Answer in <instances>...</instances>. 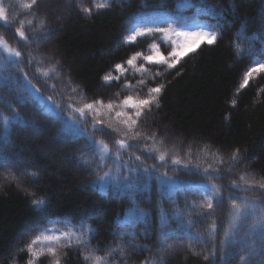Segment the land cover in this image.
Here are the masks:
<instances>
[{
  "label": "trees",
  "instance_id": "trees-1",
  "mask_svg": "<svg viewBox=\"0 0 264 264\" xmlns=\"http://www.w3.org/2000/svg\"><path fill=\"white\" fill-rule=\"evenodd\" d=\"M69 1L73 16L66 23H57L56 26L49 10L61 0H41L39 8L33 10L23 7L29 0H3L5 8L10 6L11 23L6 25L0 21V97L7 102H0V113L11 117L13 113L8 107V104H11L26 118V122L10 123L8 141H0L3 143L0 155L9 157L14 163L18 162L20 157H31L35 162L15 164L16 167L12 171L17 176L16 180L11 179L8 170L0 169V264H26L31 257L20 249L25 248L45 228L68 231L70 226L78 225L85 219V213L88 217L86 223L96 229L90 244L100 250L98 254L103 255L115 245L126 242L118 239L120 230L117 228V221L123 218V214L131 205L125 197H118L111 191L105 196L99 192L98 187H91V182L96 176L91 173L90 168L80 164L82 155H91L87 150V140L81 138L76 143H66V139L73 135L74 129L69 127L61 132L64 120L69 116L74 117L89 131L91 125L65 105L80 108L87 103L103 100L105 107L99 108V116L96 118L103 119L105 124L116 126L114 112L110 114L106 108L109 102L120 104L129 95L142 98L148 88L164 83L166 87L160 97V107H153L150 113H145L139 124L138 130L141 133H156L157 138L164 141L160 146L162 150L175 152L184 160L188 159L185 152L190 147L196 154L193 162L199 163L201 168L209 163L213 167L217 166V161L212 156L214 153L223 157V168L227 169L232 163L230 157L233 147L247 149L244 161L231 172H225V184L243 172L255 173L256 179L264 175V73H254L248 85L242 86L244 73L254 66L253 61H264V0H128L123 4L115 3L111 10H101L98 14L94 10L90 17L81 13L78 6L92 7L93 0ZM177 3L193 4L195 7L177 8ZM204 3L219 4L217 11L224 10L228 21L223 38L218 39L215 45H201L195 52L185 56L176 69L166 70L162 66L145 64L149 69L147 73H134L129 69L119 82L107 84L102 80L109 72L115 75V64L123 63L134 52L151 54L150 46L153 43L159 44L160 51L165 55L171 50L167 42H161L159 34L156 37L138 38L135 45L122 43V38L132 27V23H136L134 17L183 15L189 18L190 22L195 19L197 23L215 24L216 19L213 16L208 12L199 11L200 5ZM144 4L147 7H143ZM234 10L238 14L239 22L232 27L236 20L232 15ZM29 11H35V16L29 17ZM28 19H32L31 25L28 24ZM130 19L132 23H128ZM245 19L247 27L241 35V24L245 23ZM18 20H24V30L30 38L40 33V20L45 21V30L53 29L59 35L56 40L51 39L39 46L25 45L15 32V28L20 26ZM246 37L255 39L249 43ZM236 43L241 46L240 53L233 47ZM5 44L14 50H20L25 60L29 53L37 56L45 54V63L49 57L59 60L62 66L60 78L48 81L49 84L55 85V91L44 87L43 80L33 78V69L25 64H13L6 59ZM140 63L144 62L138 60L137 64ZM20 68L29 73L28 78L45 97L52 96L57 101L62 118H57L45 110L47 101L40 104L30 98L25 104L19 103V98L29 96V93L15 85L11 88L4 86V77H9L19 84ZM157 71L163 75L153 80L152 77ZM141 79L145 81L144 86L138 83ZM126 82L131 84V88L124 87ZM73 88L76 90L73 91ZM233 101L236 102L235 105ZM119 110L121 109H116ZM84 115L88 120L92 119V115L87 111ZM30 130L33 134L44 131V140H52L57 144L52 159L40 149L45 142L43 139H25ZM3 132L4 124L0 119V134ZM95 135L98 139L106 140L113 152L116 150L112 137H104L101 133ZM23 144L29 151L19 148L23 147ZM205 145L209 146L208 154L203 150ZM130 151L141 155L135 148ZM62 157L70 159L69 164L73 170H62ZM154 162L146 161L149 165ZM23 167H27L29 171L38 169L40 178L34 179L26 175L21 177ZM92 167H95L94 163ZM169 175L177 174L169 172ZM179 175L183 180L201 179L195 175ZM32 193L50 199V215L41 216L33 211L29 203ZM237 194L264 200V196L258 192ZM152 197L153 203L141 201L139 206L153 212V227L148 229L150 234L147 238L139 236L140 232L145 231L143 222H139L138 238L134 241L138 245H148L151 251L129 247L126 249L127 258L113 253L109 258L111 264H142L144 260L160 255L165 257L167 264H205L201 258L191 255L185 248L166 253L157 251L160 229L159 213L154 208L158 198L155 187ZM193 199L199 198L191 193L180 195L179 206L183 207L185 200ZM163 207L168 210L173 205L165 201ZM227 211L226 202L216 210L217 217L224 216L226 219ZM210 222L199 223L192 231L204 233ZM172 227L175 228L176 224L173 223ZM46 244V241L41 240L34 247L39 252ZM205 244L210 246L208 241H205ZM193 247L197 251L201 250L196 242H193ZM204 250L206 251L207 247ZM57 255L61 258V264H84L82 255L75 246L71 249L58 248ZM52 259L45 253L35 260V264H51ZM261 259L257 256L256 264H260ZM232 264H238V261L234 259Z\"/></svg>",
  "mask_w": 264,
  "mask_h": 264
},
{
  "label": "snow or ice",
  "instance_id": "snow-or-ice-1",
  "mask_svg": "<svg viewBox=\"0 0 264 264\" xmlns=\"http://www.w3.org/2000/svg\"><path fill=\"white\" fill-rule=\"evenodd\" d=\"M41 0H29L23 7L28 10L38 9ZM127 3L128 0H93L92 7L78 6L79 11L86 16H92L101 10H111L115 3ZM147 7L146 4L142 5ZM177 8L195 7L193 4L177 3ZM220 5L204 3L200 5L199 11L208 12L216 19L215 24L197 23L195 19L191 22L189 18L183 15L176 16H150L137 15L134 17L136 23H132V19L128 23H132V27L128 29L127 34L123 36L122 43L135 45L138 38L161 37V42H167L170 51L167 55L160 51L159 44L153 43L150 46L149 55L143 52H134L123 63H117L112 72L105 74L102 80L111 84L113 81L119 82L122 77L132 69L134 73H147L149 69L145 64L162 66L166 70L176 69L181 60L195 52L201 45L213 46L218 39H222L224 31L227 30L228 21L224 10L217 11ZM10 6L5 8L3 0H0V21L4 24H10L9 20ZM35 11H29L28 16L34 17ZM232 15L236 17L235 22H239L238 15L234 10ZM56 19H60L57 17ZM20 25L15 28L16 34L25 45L35 44L39 46L54 38L56 31L46 29L44 20L39 21L40 33L32 35L31 38L26 34L24 20H18ZM28 24H32V19H28ZM247 27V22L241 24L240 34L243 35ZM175 37V39H173ZM255 37H246L251 43ZM264 43V41H262ZM237 53L242 51L239 43L233 45ZM7 57L11 63L16 65L25 64L33 69V78L44 81V87L55 91V85L49 84V80L59 79L61 76V64L59 60L47 58L45 63V54L39 56L28 54L27 60L23 57L20 50L12 49L5 44ZM138 60L144 63L137 64ZM254 66L250 67L244 73L243 85L247 86L249 79L254 73H264V61H253ZM163 73L157 71L152 79L162 76ZM29 73L23 68L19 70V84L4 77L5 87L11 88L14 85L20 90L28 92L29 96H21L19 103L25 104L30 98L35 99L40 104L48 102L46 111L52 113L57 118H62L59 111L60 105L52 96L45 97L39 88L28 78ZM144 86L145 81H138ZM124 87L131 88L130 83H125ZM166 85L164 83L157 84L148 88L147 93L141 98L139 96H126L120 104L109 102L106 105L108 112H114L117 121L116 126L111 123L105 124L103 119L96 118L99 116V108L105 107L103 100L87 103L83 107L73 108L72 105H65L72 112L77 113L81 118H85L86 122L91 125V131L84 125L80 124L74 117L69 116L64 120L61 132L71 127L74 129L73 135L66 139V143H76L81 138L87 140V150L91 153L88 156L80 157V164L91 169V173L96 179L91 182L92 188H99L102 195H107L110 191L118 197L127 198L131 207L123 214L122 219H118L117 228L120 230L118 239L126 241L120 243L105 251L103 255L98 254L100 250L91 247L90 239L96 229L86 223L82 219L78 225L70 226L68 231H60L59 229H48L32 239L21 251L30 255V259L26 264H35V260L45 253L53 259L51 264H61V258L57 255L58 248L71 249L74 246L82 255L84 264H111L110 257L113 253H118L120 257L127 258L126 249L131 247L151 251L148 245H138L134 241L138 238V223L143 222L145 231L140 232L139 236L147 238L149 236L148 229L153 227V212L148 209L141 208L140 202L145 201L153 203L152 190L158 194V198L154 203L155 211L159 213V229L158 236L159 253L175 251L178 248L187 249L191 255L201 258L205 264H232L235 259L238 264H256L255 258L261 257L260 264H264V200L256 199L247 195H238L241 192H258L264 196V175L256 179L255 173L243 172L236 179L229 180L226 184L225 172L231 170L242 163L246 158L247 149L234 146L231 152V164L227 169L223 168L224 159L222 156L212 154L217 161V166L212 164L201 168L199 163L193 162L196 155L189 147L185 155L188 157L184 160L175 152L162 150L161 145L164 144L162 139H158L156 133L144 134L139 129L140 121L144 118L145 113H150L155 107H160V97L164 92ZM76 89L73 88V91ZM0 102L3 97H0ZM233 101V105H235ZM13 115L11 117L0 113V119L4 124V132L0 134V141L7 142L9 139V125L11 122L25 123L26 118L20 112L8 104ZM121 109L116 111V109ZM92 115V119L85 117V112ZM71 121V123H69ZM34 126V125H33ZM95 133H101L104 137H112V144L116 150L113 152L109 143L104 139H98ZM118 137V138H117ZM132 141L142 142L133 143ZM3 143H0V149ZM137 149L141 155H136L131 149ZM206 154L209 152V146L205 145ZM83 151V150H82ZM125 157L127 159H125ZM147 160L155 161L151 165L146 163ZM95 167H92V164ZM15 163L7 156L0 155V169L8 170V175L12 180H16L17 176L12 171ZM163 169V171H161ZM169 172L177 175H169ZM187 176H199L198 181L183 180L179 174ZM22 175L40 178V171H29L27 168L21 170ZM216 181H219L217 183ZM227 190V195L225 192ZM191 193L199 199L185 200L184 206H179V196ZM173 205L171 209L166 210L163 207L164 202ZM228 204L227 217H217L216 210ZM29 203L33 211L37 215H50L51 201L47 197H39L35 193L31 194ZM211 221L207 224L204 233L193 232L192 229L199 223ZM175 223L176 227H172ZM41 240L47 244L44 249L36 251L35 245ZM210 242V246L205 244ZM186 242V243H185ZM193 242L200 246V251L193 247ZM207 247V250L204 249ZM219 249V253H218ZM228 250V251H225ZM142 264H167L163 255L148 258Z\"/></svg>",
  "mask_w": 264,
  "mask_h": 264
},
{
  "label": "rangeland",
  "instance_id": "rangeland-1",
  "mask_svg": "<svg viewBox=\"0 0 264 264\" xmlns=\"http://www.w3.org/2000/svg\"><path fill=\"white\" fill-rule=\"evenodd\" d=\"M48 7H50L51 5H47ZM49 14L52 16L53 18V22H55L54 24L57 26L58 24L57 23H66V21L72 17L73 15L71 14V3L69 0H61V2L57 3L54 7H51V9L49 10ZM57 17H60V19H56ZM59 34H56L54 36V38L52 39L53 40H56L57 37H58ZM52 43V42H50ZM50 45V44H49ZM56 51V49H53ZM31 131V130H30ZM30 136V137H29ZM44 137H45V133L44 131H38L37 134H33V132H28L25 139L26 138H29V139H35V140H38V139H43L44 140ZM45 142H43V145H41V150L42 152L45 153V155H47L48 157H50L52 159V154L56 153V150H57V144L52 141V140H44ZM19 148L23 151H29L28 148L25 149L24 147V144H23V147H20ZM20 159V161H19ZM18 159V162H16L15 164H23L24 162H30V163H33L34 164V159L31 158V157H20ZM60 159V158H59ZM54 160V159H53ZM70 162V159L68 157H62V159H60V167L62 168V170L64 169H67V170H73L71 169V165L69 164ZM24 168H27V167H23L22 169ZM73 172V171H72ZM21 177L22 174H21ZM0 184H2V181H0ZM81 188H82V184L80 185ZM100 218V217H99ZM102 219V217L100 218Z\"/></svg>",
  "mask_w": 264,
  "mask_h": 264
},
{
  "label": "bare ground",
  "instance_id": "bare-ground-1",
  "mask_svg": "<svg viewBox=\"0 0 264 264\" xmlns=\"http://www.w3.org/2000/svg\"><path fill=\"white\" fill-rule=\"evenodd\" d=\"M237 13V12H236ZM238 15V14H237ZM30 142V141H29ZM24 147H25V149H27V146L26 145H24Z\"/></svg>",
  "mask_w": 264,
  "mask_h": 264
}]
</instances>
